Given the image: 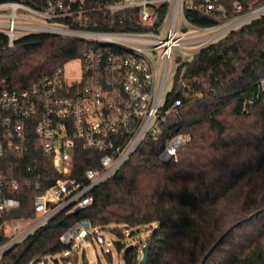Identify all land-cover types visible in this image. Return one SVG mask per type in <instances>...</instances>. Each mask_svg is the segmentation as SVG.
<instances>
[{
  "label": "trees",
  "instance_id": "obj_1",
  "mask_svg": "<svg viewBox=\"0 0 264 264\" xmlns=\"http://www.w3.org/2000/svg\"><path fill=\"white\" fill-rule=\"evenodd\" d=\"M39 6L40 0H13ZM264 0H220L231 17ZM189 22L212 26L223 19L187 10ZM90 27V26H89ZM122 28V27H118ZM124 28H131L126 26ZM6 47L0 34V85L22 90L54 68L80 57L90 47L83 39L31 33ZM264 12L205 45L176 73L161 109L180 104L159 122V133L144 138L120 167L94 188L91 206L60 212L13 246L0 264H34L70 249L59 235L80 218L97 229L115 225L113 233L129 236L148 226L146 264H264ZM175 133L188 137L177 161L158 154ZM40 166L39 185H22L21 206L11 215H33V196L59 177L82 179L97 155L78 150L67 174L49 158ZM144 241L141 243V247ZM121 243H116L120 251ZM139 246L130 243L124 264H138ZM53 264H57L56 259Z\"/></svg>",
  "mask_w": 264,
  "mask_h": 264
},
{
  "label": "built area",
  "instance_id": "obj_2",
  "mask_svg": "<svg viewBox=\"0 0 264 264\" xmlns=\"http://www.w3.org/2000/svg\"><path fill=\"white\" fill-rule=\"evenodd\" d=\"M40 1L36 7L0 0V10H10L9 20L0 21L6 47L31 33L83 39L90 47L68 61L75 64L69 72L66 62L22 90L10 88L5 78L1 80L0 260L56 214L91 206L94 188L111 176L144 138L159 133V122L167 114L177 111L179 99L166 109L161 106L174 76L182 73L188 59L216 37L264 12V3L241 12V4L235 1L234 15L229 17L220 0ZM187 10L223 20L197 26L185 17ZM192 45L196 47L189 49V58L175 52H188ZM259 91L264 92V79ZM187 139L181 133L170 136L159 160L177 161V152ZM80 149L97 155L96 165L87 167L81 180L57 178L33 196V215H11L21 206L20 187L39 185V170L45 160L38 154L49 158L57 172L67 174ZM99 230L83 217L66 228L59 241L72 248L91 238L102 245L104 237ZM51 256L34 264H48Z\"/></svg>",
  "mask_w": 264,
  "mask_h": 264
},
{
  "label": "rangeland",
  "instance_id": "obj_3",
  "mask_svg": "<svg viewBox=\"0 0 264 264\" xmlns=\"http://www.w3.org/2000/svg\"><path fill=\"white\" fill-rule=\"evenodd\" d=\"M9 8L4 7L0 10V21H8V13ZM19 21V20H17ZM190 27L188 26V30ZM190 35H194L193 33ZM221 36L216 37L214 40L218 39ZM209 42V41H207ZM196 45L188 46V52H182L180 50H176L182 58L188 56L190 57L191 50L190 48H194ZM75 65L73 62H67L65 65V69L69 72L71 68ZM115 225L110 224L107 227L100 229V234L104 237V244L100 245L96 243L93 239L80 240L79 244L75 247L70 248L68 253H57L51 257H49L50 261L48 264H53V260L56 259L57 264H124L123 263V254L126 247L132 243H136L139 248H141V243L145 241L149 234L148 226H140L136 230H134V234L129 236L130 229L125 228L123 230L125 236L119 237L113 233L112 229ZM116 243H121L123 246L118 251L116 249ZM141 250V249H140ZM139 250L138 257L141 258V251Z\"/></svg>",
  "mask_w": 264,
  "mask_h": 264
},
{
  "label": "water",
  "instance_id": "obj_4",
  "mask_svg": "<svg viewBox=\"0 0 264 264\" xmlns=\"http://www.w3.org/2000/svg\"><path fill=\"white\" fill-rule=\"evenodd\" d=\"M150 238L147 236V238L144 241V244L141 247V258L138 261V264H146L147 258H148V252L150 248Z\"/></svg>",
  "mask_w": 264,
  "mask_h": 264
}]
</instances>
